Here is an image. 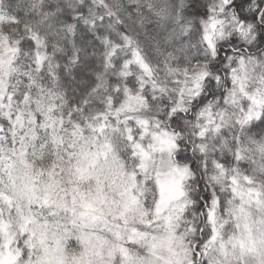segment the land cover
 Returning <instances> with one entry per match:
<instances>
[{
	"label": "snow or ice",
	"instance_id": "obj_1",
	"mask_svg": "<svg viewBox=\"0 0 264 264\" xmlns=\"http://www.w3.org/2000/svg\"><path fill=\"white\" fill-rule=\"evenodd\" d=\"M0 264H264V0H0Z\"/></svg>",
	"mask_w": 264,
	"mask_h": 264
}]
</instances>
